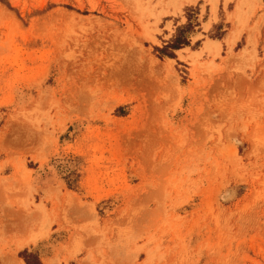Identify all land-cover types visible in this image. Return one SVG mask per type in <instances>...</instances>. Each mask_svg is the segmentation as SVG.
<instances>
[{
  "label": "rangeland",
  "instance_id": "1",
  "mask_svg": "<svg viewBox=\"0 0 264 264\" xmlns=\"http://www.w3.org/2000/svg\"><path fill=\"white\" fill-rule=\"evenodd\" d=\"M21 262L264 264V0H0V264Z\"/></svg>",
  "mask_w": 264,
  "mask_h": 264
},
{
  "label": "trees",
  "instance_id": "2",
  "mask_svg": "<svg viewBox=\"0 0 264 264\" xmlns=\"http://www.w3.org/2000/svg\"><path fill=\"white\" fill-rule=\"evenodd\" d=\"M193 29L194 27L191 25L188 19L187 24L177 30L176 35L173 37L170 43L160 50L156 49V52L160 54V57L173 58L172 53H168L167 50L177 51L183 47L189 46V41L186 37V34L193 33Z\"/></svg>",
  "mask_w": 264,
  "mask_h": 264
},
{
  "label": "bare ground",
  "instance_id": "3",
  "mask_svg": "<svg viewBox=\"0 0 264 264\" xmlns=\"http://www.w3.org/2000/svg\"><path fill=\"white\" fill-rule=\"evenodd\" d=\"M188 1H194V0H188ZM211 2H212V6H214V2H215V0H211ZM233 38H234V37H233ZM233 38L230 39V41H229L230 43L233 41ZM229 42H228V43H229ZM212 45H217V44H216V43H215V44H211V43H210V44L208 45V47H210V46H212ZM21 264H22V262H21Z\"/></svg>",
  "mask_w": 264,
  "mask_h": 264
}]
</instances>
